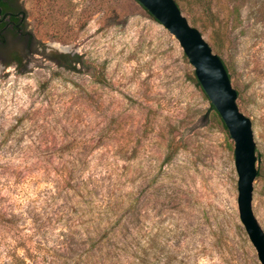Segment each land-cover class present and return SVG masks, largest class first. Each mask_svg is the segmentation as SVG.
Wrapping results in <instances>:
<instances>
[{"label": "rangeland", "instance_id": "obj_1", "mask_svg": "<svg viewBox=\"0 0 264 264\" xmlns=\"http://www.w3.org/2000/svg\"><path fill=\"white\" fill-rule=\"evenodd\" d=\"M175 1L252 122L264 231V0ZM23 7L32 41L0 56V264H260L234 142L178 41L136 0Z\"/></svg>", "mask_w": 264, "mask_h": 264}, {"label": "water", "instance_id": "obj_2", "mask_svg": "<svg viewBox=\"0 0 264 264\" xmlns=\"http://www.w3.org/2000/svg\"><path fill=\"white\" fill-rule=\"evenodd\" d=\"M136 1L178 41L200 87L234 142L239 218L260 264H264V231L255 218L259 150L252 122L238 108L240 101L227 67L201 32L190 25L175 0Z\"/></svg>", "mask_w": 264, "mask_h": 264}, {"label": "flooded vegetation", "instance_id": "obj_3", "mask_svg": "<svg viewBox=\"0 0 264 264\" xmlns=\"http://www.w3.org/2000/svg\"><path fill=\"white\" fill-rule=\"evenodd\" d=\"M23 2L24 0H0V56H5V67L17 65L20 61L7 49L9 40L18 41L25 48L32 41V33L26 28Z\"/></svg>", "mask_w": 264, "mask_h": 264}, {"label": "trees", "instance_id": "obj_4", "mask_svg": "<svg viewBox=\"0 0 264 264\" xmlns=\"http://www.w3.org/2000/svg\"><path fill=\"white\" fill-rule=\"evenodd\" d=\"M202 1L200 0H189L187 1V5H188V8H193V6H195L196 4H201ZM204 11L202 12V15L205 19L206 22L210 23V17L208 15V12L207 10L204 8V6H202ZM57 61L59 63L60 66L62 67H65L67 69H72L74 68L73 66L76 65V64H83V61H82V56H79V55H73L71 56L70 54H61L57 57Z\"/></svg>", "mask_w": 264, "mask_h": 264}]
</instances>
